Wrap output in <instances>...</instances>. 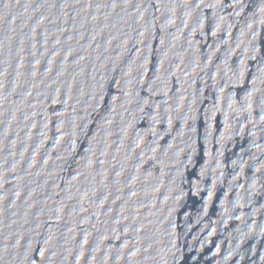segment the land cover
<instances>
[{"label": "water", "instance_id": "obj_1", "mask_svg": "<svg viewBox=\"0 0 264 264\" xmlns=\"http://www.w3.org/2000/svg\"><path fill=\"white\" fill-rule=\"evenodd\" d=\"M0 264H264V0H0Z\"/></svg>", "mask_w": 264, "mask_h": 264}]
</instances>
